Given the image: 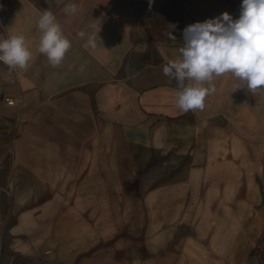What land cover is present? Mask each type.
<instances>
[{
	"label": "crops",
	"instance_id": "0c3cea01",
	"mask_svg": "<svg viewBox=\"0 0 264 264\" xmlns=\"http://www.w3.org/2000/svg\"><path fill=\"white\" fill-rule=\"evenodd\" d=\"M69 3L78 6L76 16L65 14ZM241 3L154 0L149 11L148 0H0V36L23 34L34 53L26 71H10L0 62L2 155L11 153L10 138L19 136L12 174L61 182L86 178L84 193L110 195L125 189L113 188L111 180L140 179L154 154L199 162L182 186L167 183L150 190L151 208L168 216L149 223L158 230L142 238L145 250L137 248L136 264L150 258L168 264H264V245L257 250L264 244V135L256 119L264 110V91H235L239 81L224 75L215 80L216 92L203 110L182 112L175 106L176 81L162 71L169 59L178 58L188 25L224 12L237 19ZM45 10L56 16L72 44L55 68L36 51L37 21ZM93 24L101 27L102 47L96 49L77 36L92 33ZM173 26L175 40L166 35ZM5 97L21 102L14 109L1 101ZM16 112L28 123L20 117L18 125L10 124L6 117ZM37 146L59 147V157L24 161L19 156V148ZM52 162L58 169L48 167ZM69 193H79L78 186ZM162 194L167 200L160 202ZM182 225L191 233L177 240Z\"/></svg>",
	"mask_w": 264,
	"mask_h": 264
},
{
	"label": "rangeland",
	"instance_id": "374dc122",
	"mask_svg": "<svg viewBox=\"0 0 264 264\" xmlns=\"http://www.w3.org/2000/svg\"><path fill=\"white\" fill-rule=\"evenodd\" d=\"M1 101L4 103V98ZM20 117L16 112L6 119L18 125ZM256 119L261 123L259 132L264 135V110ZM28 121L22 118L23 124ZM17 137L18 132L10 138L11 153L2 155L0 148V264H136L137 248L145 250L142 238L158 230L149 223L154 218L168 216V211L151 208L150 190L167 183L182 186L179 183L185 181L189 169L201 165L184 157L154 154L149 156V163L143 164L140 179L111 180L113 188L124 186V191L88 195L82 190H87L86 178L61 182L59 178H38L27 172L15 177L12 173L18 156ZM19 150L24 161L59 157V147L55 146ZM38 165H35L37 170ZM48 167L55 170L59 164L52 162ZM53 172L48 174L54 175ZM75 185L79 193L71 195L70 188ZM138 187L143 188V194L136 192ZM166 200L167 195L162 194L160 202ZM94 201L95 206L89 209ZM77 202L81 204L79 210H75ZM67 222L71 225L66 226ZM190 233V228L182 225L175 233L176 239ZM175 245L179 242L172 246ZM263 245L257 244V250ZM154 260L144 261L145 264H168Z\"/></svg>",
	"mask_w": 264,
	"mask_h": 264
},
{
	"label": "clouds",
	"instance_id": "9594fccd",
	"mask_svg": "<svg viewBox=\"0 0 264 264\" xmlns=\"http://www.w3.org/2000/svg\"><path fill=\"white\" fill-rule=\"evenodd\" d=\"M154 0H148L151 11ZM2 7V6H0ZM65 14L76 16L79 8L69 3ZM92 33L77 32L86 38V47H102L100 25H90ZM39 42L36 51L47 57L48 63L58 67L72 47L56 16L45 10L37 21ZM172 30L166 33L175 40ZM183 46L179 56L169 59L163 66V74L177 84L175 106L182 112L203 110L206 98L216 92L215 80L231 75L239 81L235 91L246 88L250 93L264 91V0H242L237 19L224 12L204 22L188 25L183 30ZM23 34L0 36V62L10 71L27 70L33 59Z\"/></svg>",
	"mask_w": 264,
	"mask_h": 264
},
{
	"label": "built area",
	"instance_id": "2783aa9c",
	"mask_svg": "<svg viewBox=\"0 0 264 264\" xmlns=\"http://www.w3.org/2000/svg\"><path fill=\"white\" fill-rule=\"evenodd\" d=\"M4 102L9 107H15L21 102V100H17V99L12 98V97H5Z\"/></svg>",
	"mask_w": 264,
	"mask_h": 264
}]
</instances>
